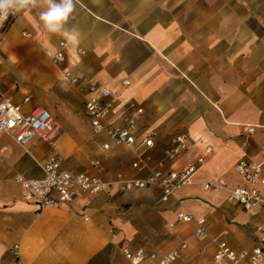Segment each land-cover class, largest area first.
I'll use <instances>...</instances> for the list:
<instances>
[{
  "label": "crops",
  "instance_id": "crops-1",
  "mask_svg": "<svg viewBox=\"0 0 264 264\" xmlns=\"http://www.w3.org/2000/svg\"><path fill=\"white\" fill-rule=\"evenodd\" d=\"M43 10L38 6L10 17L0 43V65L7 71L0 72V92L21 104L23 113L34 106L46 108L61 132L52 143L34 136L26 146L0 133V264H13L14 245L22 264H131L122 254L124 247L161 255L181 243L186 244L184 264H217L213 254L220 241L235 250L252 248L262 218L250 216L231 200L229 190L244 184L234 171L236 162L260 161L264 147V0H77L60 33L42 28ZM62 40L68 43L64 66L80 78L82 90L45 54ZM76 48L84 53L76 55ZM43 64L52 72L47 89L60 91L64 98L58 108L42 93ZM21 65L26 69L19 74ZM12 74L29 85L16 88ZM87 84L110 90V120L120 122L129 102L142 108L135 144L99 148L107 137L90 131L84 112ZM27 95L31 99L23 103ZM71 95L82 98L83 108ZM78 115L102 154L82 162L84 168H71L63 158L80 159L83 150V138L74 128L80 124ZM246 124L256 126L253 133L246 132ZM148 131L155 132L154 145L145 148L140 142ZM179 132L188 135V147L164 169L182 170L199 155L203 164L191 184L164 202L158 186L130 192L114 186L39 211L22 198L15 181L18 174L40 178L39 163L55 154L73 172L106 180L143 178ZM138 154L146 158L147 167L132 166ZM220 179L224 186L203 187ZM178 211L204 218L200 237L193 236L195 222L176 219Z\"/></svg>",
  "mask_w": 264,
  "mask_h": 264
},
{
  "label": "built area",
  "instance_id": "built-area-1",
  "mask_svg": "<svg viewBox=\"0 0 264 264\" xmlns=\"http://www.w3.org/2000/svg\"><path fill=\"white\" fill-rule=\"evenodd\" d=\"M12 15L3 21L5 23ZM68 43L62 40L55 51L46 50L45 54L56 66L62 68L65 79L82 90L81 80L78 76L64 66L67 60L66 49ZM75 54H83L81 48L75 49ZM127 81H123L126 84ZM111 92L107 88H100L94 84H87L84 112L89 118L90 131L93 135L104 134L107 141L100 144L102 151H107L114 146H132L137 140L138 125L137 116L142 113V108L134 102H129L119 114L120 122L108 118L110 113ZM30 96L23 98V103L30 101ZM255 125L246 124L247 133H253ZM57 126L53 123V117L49 110L41 106H34L28 113L22 112V105L15 103L9 96L0 92V133L11 136L21 146L38 136L49 143L53 142ZM154 131L145 132L140 145L150 148L154 145ZM189 138L184 132L173 134L169 145L163 149V159L152 168L146 177L118 176L112 180H106L99 176L84 171L73 172L62 167V157L58 154L51 155L39 165L42 170L40 178H26L21 174L15 176V181L21 187V196L24 200L34 202L39 211L44 208H59L64 203L72 202L82 194H98L106 192L116 186L121 192L146 189L158 186L161 189V201H167L172 193L183 185L193 182L195 173L203 164V156L199 155L194 162L182 170L164 169L166 162L174 161L188 147ZM210 147L205 148L209 152ZM261 160L240 159L234 165V171L243 181L229 190V198L236 202L250 216H261L262 221L257 226L259 236L256 244L250 248L235 250L226 241H220L213 254V260L217 264H264V147L260 150ZM97 163V162H96ZM132 166L136 169L147 167V160L142 154H138ZM223 179L211 180L203 183L204 188L224 186ZM87 219V218H85ZM178 221L187 223L195 222L193 233L198 238L203 233L204 218H195L189 212L178 211ZM111 238L116 236L114 226L108 228ZM185 243L179 244L169 252L157 254L143 248L134 251L122 248V254L131 264H184L183 251ZM13 264H22L21 253L18 245L11 249Z\"/></svg>",
  "mask_w": 264,
  "mask_h": 264
},
{
  "label": "rangeland",
  "instance_id": "rangeland-1",
  "mask_svg": "<svg viewBox=\"0 0 264 264\" xmlns=\"http://www.w3.org/2000/svg\"><path fill=\"white\" fill-rule=\"evenodd\" d=\"M10 21V18L8 19V21L5 23V25L3 26L2 30L0 31V43H2L3 41V37L5 35V31L8 27V23ZM1 52V51H0ZM36 58L39 60L40 56L38 53H35ZM48 63L49 60H48ZM51 65V63H50ZM43 72L44 75L42 77H40V81L43 82L45 85V88L47 89L48 87L51 86L52 84V72H51V67L47 64H43ZM26 69L24 65H21L18 69H17V73L20 74V72H22V70ZM0 72H7L5 70V67L0 65ZM12 82L15 83L16 88L19 87H26V85H29L26 81L20 79L17 75H13L12 74ZM44 88V89H45ZM41 89V87H40ZM43 89V90H44ZM44 92H42L44 94L45 99L47 100V102L49 103H55V107L58 108L59 105L62 104L61 99L63 100L64 98L61 97L60 91L58 93H52L50 90H46ZM42 90V89H41ZM27 91L33 93L32 90L27 89ZM63 94H67V90H63L61 91ZM69 94V91H68ZM34 96V94H33ZM70 97V94L68 95ZM72 97V95H71ZM73 100V102H75L77 104V106L83 108V101L81 97H76L75 95H73V97L71 98ZM81 117V115H80ZM78 115L79 118V123L78 125H75L74 128L76 130V132L78 133V135L83 138L82 146H83V150L80 151V159L77 158H63V164L67 167H71V168H84V165L81 164L82 162L86 161V162H90L93 159H99L100 155L102 153H100V151L98 150L97 146H95V143L93 141L92 138V134L87 132V130L85 129L83 122L81 120V118ZM55 124V123H54ZM56 125V124H55ZM61 132V129L58 128L56 131V138L59 136V133ZM58 133V134H57ZM55 138V139H56Z\"/></svg>",
  "mask_w": 264,
  "mask_h": 264
},
{
  "label": "clouds",
  "instance_id": "clouds-1",
  "mask_svg": "<svg viewBox=\"0 0 264 264\" xmlns=\"http://www.w3.org/2000/svg\"><path fill=\"white\" fill-rule=\"evenodd\" d=\"M76 4L77 0H0V26L9 15L44 6V10L39 12L42 28L50 33H60L75 11Z\"/></svg>",
  "mask_w": 264,
  "mask_h": 264
}]
</instances>
